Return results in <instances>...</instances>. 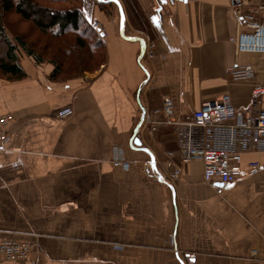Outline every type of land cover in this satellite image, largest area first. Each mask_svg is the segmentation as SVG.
Returning a JSON list of instances; mask_svg holds the SVG:
<instances>
[{
    "label": "crops",
    "instance_id": "1",
    "mask_svg": "<svg viewBox=\"0 0 264 264\" xmlns=\"http://www.w3.org/2000/svg\"><path fill=\"white\" fill-rule=\"evenodd\" d=\"M117 1L107 17L84 0L106 51L95 73L60 82L31 57L18 61L24 77L0 75V114L14 115L0 150V241L33 245L0 264H263L264 152L244 153L234 182L208 183L200 160L181 164L162 105L170 97L181 122L222 94L264 108V95H250L264 54L237 53L232 41L247 29L242 14L264 20V0L241 15L228 0ZM242 64L255 76L233 80L226 69Z\"/></svg>",
    "mask_w": 264,
    "mask_h": 264
},
{
    "label": "built area",
    "instance_id": "2",
    "mask_svg": "<svg viewBox=\"0 0 264 264\" xmlns=\"http://www.w3.org/2000/svg\"><path fill=\"white\" fill-rule=\"evenodd\" d=\"M248 0H228L229 7L240 13ZM257 9H264L263 4ZM246 30L238 33L232 41L237 53L264 54V20L255 21L252 15L241 16ZM95 29L101 32L98 22ZM233 80L252 79L255 69L251 64L234 65L226 69ZM250 95L257 99L264 95V81L253 85ZM72 113L65 108L56 113L63 118ZM162 113L165 123L175 125L179 145L181 164L200 160L203 165V179L208 183L228 185L243 173L242 155L246 152H264V108L239 109L235 107L228 94L216 99L201 101L189 119L175 121L172 119L173 105L170 97H164ZM14 122L11 112L0 114V150L7 144L9 127ZM114 165L123 169L128 167L126 161H114ZM247 170L261 167L258 161L246 163ZM180 169L170 174L177 178ZM33 245L26 240L6 238L0 241V255L5 259L15 260L30 257ZM192 258V255H189ZM260 263V261H259ZM264 264V261L262 262Z\"/></svg>",
    "mask_w": 264,
    "mask_h": 264
},
{
    "label": "rangeland",
    "instance_id": "3",
    "mask_svg": "<svg viewBox=\"0 0 264 264\" xmlns=\"http://www.w3.org/2000/svg\"><path fill=\"white\" fill-rule=\"evenodd\" d=\"M98 2L108 3V1L95 0L94 3L97 5L98 9H100ZM41 4L49 5L54 10L65 8L71 9L73 6L80 7L83 17L85 18V21H80V28L83 32L78 34V31L68 29L62 34L60 39L56 41L54 39L55 37L50 36L51 32L50 34H43L41 31L37 30L32 23L22 19L18 14L12 11L6 12L5 14L0 12V19L3 23L4 32L11 43L15 45V48H17L16 55L18 57V61L31 58L26 55V50H28L32 52L33 56L42 57L43 62H46L48 66H50V64L56 65V62H60L61 64L63 63L64 66H62L60 73L54 78L58 79L60 82L79 77L84 74L85 71H89V73H95L96 70L98 71L105 56L103 49L104 45L101 43V45L96 46V48L93 47V42L96 39H99V31L97 32L94 27L96 21L94 19H87V16L84 14V0H63L56 2L41 1ZM104 5L106 6V9H108V4ZM104 14L108 17V13L106 14L104 12ZM78 36L85 41L87 53L90 55L88 56L84 50L79 51L78 49L80 52L79 54H83L82 60H79L78 54L74 50L71 52L62 49L63 40H67L69 43L75 44V39ZM20 40L24 43V45L19 44ZM6 48V43L3 38L0 37V58L4 57ZM90 51L94 54L92 55ZM142 59L143 57L140 56V61L144 62ZM63 69H65V71ZM0 75H2V73ZM2 76L6 78L4 75Z\"/></svg>",
    "mask_w": 264,
    "mask_h": 264
},
{
    "label": "trees",
    "instance_id": "4",
    "mask_svg": "<svg viewBox=\"0 0 264 264\" xmlns=\"http://www.w3.org/2000/svg\"><path fill=\"white\" fill-rule=\"evenodd\" d=\"M41 1L56 2L63 0H0V12L5 14L6 12L12 11L18 14L22 19L32 23L35 26V28L41 31L43 34H50L51 32L50 36L55 37L54 39L56 41L60 39L62 34L65 33L68 29L76 30L78 31V34L83 32L82 29L80 28V23H81L80 21L81 20L83 21L85 18L83 17V13L80 7L73 6L71 9L65 8V9L54 10L49 5L41 4ZM104 4H108V9L109 7H111L112 4H110L109 2L108 3L98 2L100 10L104 11L107 14L108 9H106V6ZM0 37L3 38L7 47L4 57L0 58V74L2 73V75H8L9 78L24 77L25 72L22 69V67L19 65L18 57L16 55L17 48H15V45L12 44L9 38L6 36L1 19H0ZM101 43L102 41L99 37V39H96L93 42L94 45L93 47L96 48V46L101 45ZM19 44L24 45V43L21 40L19 41ZM62 46H63L62 47L63 50L71 51V52L72 50H74L78 54L79 60L83 59L82 58L83 54L82 53L79 54L80 53L79 51L81 50H84L86 54L90 56L87 53L85 41L81 39L79 36L75 39V44H71L67 40H63ZM103 49L105 52V56L103 59L104 62L106 58V51L105 48ZM90 53L92 55L94 54L92 51H90ZM26 55L33 57L36 60V62L43 61L42 57L33 56L32 52L28 50H26ZM79 62L82 63L81 61ZM62 66H64L63 63L61 64L60 62H56V65H54V69L51 74L52 78H55L60 73ZM65 69L63 70L65 71Z\"/></svg>",
    "mask_w": 264,
    "mask_h": 264
},
{
    "label": "water",
    "instance_id": "5",
    "mask_svg": "<svg viewBox=\"0 0 264 264\" xmlns=\"http://www.w3.org/2000/svg\"><path fill=\"white\" fill-rule=\"evenodd\" d=\"M103 1H114V2L119 6V8L121 9L120 4L118 3L117 0H103ZM133 143H134L135 145H137V146H140V141L138 140L137 137H133ZM143 150L149 153V151H148L147 149H143ZM149 154H150V153H149Z\"/></svg>",
    "mask_w": 264,
    "mask_h": 264
}]
</instances>
